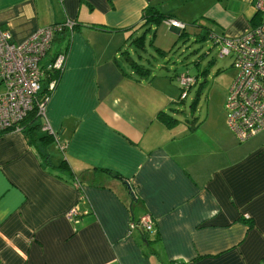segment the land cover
Returning a JSON list of instances; mask_svg holds the SVG:
<instances>
[{
	"label": "crops",
	"instance_id": "0c3cea01",
	"mask_svg": "<svg viewBox=\"0 0 264 264\" xmlns=\"http://www.w3.org/2000/svg\"><path fill=\"white\" fill-rule=\"evenodd\" d=\"M148 5L185 30L201 19L232 36L255 18L252 0H0L18 41L78 23L50 52H66L42 117L54 166L21 131L0 134V264H264V129L240 140L225 120L228 87L201 106L203 82L190 118L176 117L177 73L130 63H143L132 26ZM181 29L163 19L149 43L166 53L161 35ZM145 213L153 228L132 227Z\"/></svg>",
	"mask_w": 264,
	"mask_h": 264
},
{
	"label": "built area",
	"instance_id": "2783aa9c",
	"mask_svg": "<svg viewBox=\"0 0 264 264\" xmlns=\"http://www.w3.org/2000/svg\"><path fill=\"white\" fill-rule=\"evenodd\" d=\"M252 5L255 18L242 35L226 38L210 33L215 43L221 44V55L234 54L237 71L228 85L224 108L226 124L240 140L264 129V0H252ZM167 20L174 26H185L176 18ZM74 23L72 19L51 23L19 41L9 28L0 24V134L10 129L21 131L22 120L34 106L44 116L66 59L65 51L50 53V48L55 37L63 29L71 30ZM176 79L180 88L178 98L182 100L195 77L182 72ZM43 88L41 98L38 93ZM42 129L55 135L45 122ZM153 224L148 213L131 221L132 227L143 230H151Z\"/></svg>",
	"mask_w": 264,
	"mask_h": 264
},
{
	"label": "rangeland",
	"instance_id": "374dc122",
	"mask_svg": "<svg viewBox=\"0 0 264 264\" xmlns=\"http://www.w3.org/2000/svg\"><path fill=\"white\" fill-rule=\"evenodd\" d=\"M201 22L206 26H210L206 20H202ZM198 24L199 22L195 25L188 24L185 33L182 36H179L177 32H173L174 34H172V36L161 35L160 40L164 44V49L166 50L165 55L158 53L155 50L154 45L149 43V38L151 37L154 28L152 31L148 30L146 34V49L144 51H139L142 54L140 60L152 69H161V65H165L166 69L173 73L179 74L182 72H188L192 75H196L197 82L192 86L188 96L180 102L175 103V107L179 108V110H177L179 113L176 117L179 118H183L185 115L188 117L191 115L190 103L196 95L200 82L204 83L203 89L201 88V99L199 102V104L203 106L207 95H214L216 92L218 94L224 93V90H226L237 71L233 65L234 54L231 52L229 54L221 55V44L215 43V40L210 37V33H207V28ZM216 30L218 29L215 25L214 30L211 31L220 34V32ZM223 35L226 38L238 36L229 35L227 32ZM154 44L157 45L156 41H154ZM57 45L58 41L54 40L50 52ZM133 57L138 60L136 53L133 54ZM206 68L207 72L203 73V70ZM200 112L203 116L204 111Z\"/></svg>",
	"mask_w": 264,
	"mask_h": 264
},
{
	"label": "trees",
	"instance_id": "16d2710c",
	"mask_svg": "<svg viewBox=\"0 0 264 264\" xmlns=\"http://www.w3.org/2000/svg\"><path fill=\"white\" fill-rule=\"evenodd\" d=\"M168 18H172V14L165 13L153 5L146 6L143 9L141 20L136 25L132 26V29L139 28V27L143 28L142 34L136 36L133 39L135 46L137 48H139L140 50H144L146 48V40H145L146 31L150 29L151 25L158 24L163 19H168ZM198 20L195 19L194 21L191 22V24H193V25L197 24ZM200 20L198 21L199 22L198 25L207 28V33H211L212 31H211L210 26H206L205 24H202V22ZM77 25H78V23L75 22L72 29H75L77 27ZM184 25H186V24L184 23ZM93 26H96V27L102 28V29H106V30H110L109 28H107L103 25H100V24H98V25L94 24ZM184 28H185V26L180 30L179 36H182L185 33ZM67 31H68V29H63V31L61 32V35L67 34ZM57 37H58V35L55 37V39H57ZM151 43L153 44V39H151ZM156 50L159 53H162V54L165 53V51L159 47H157ZM130 63L133 65L134 70L140 75H145L149 71V68L144 66V63H140L135 59H132L130 61ZM206 72H207V68L203 70V73H206ZM55 74H56V72H55ZM44 90L45 89L43 88L38 93L39 97H41V98L43 97ZM158 117L161 118L162 120H164L167 124H172L176 120V118L174 116H172L171 114L164 112V111H159ZM42 125H43L42 115L37 111V108L34 106L28 112L26 117L22 120L21 132L27 137L29 142L33 143L34 145L37 146V148H39V152H40L42 158H44L46 164H48L49 166H54L53 163L49 160V157H48L47 152L45 151V148H43V145H45L46 142H49L50 140L53 139V134L50 133L49 131L43 130ZM64 164H66L65 159L61 160L60 165L64 166ZM263 259H264V256H263Z\"/></svg>",
	"mask_w": 264,
	"mask_h": 264
}]
</instances>
